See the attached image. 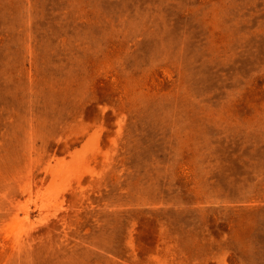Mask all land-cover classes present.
Segmentation results:
<instances>
[{
    "label": "rangeland",
    "instance_id": "1",
    "mask_svg": "<svg viewBox=\"0 0 264 264\" xmlns=\"http://www.w3.org/2000/svg\"><path fill=\"white\" fill-rule=\"evenodd\" d=\"M0 264H264V0H0Z\"/></svg>",
    "mask_w": 264,
    "mask_h": 264
}]
</instances>
